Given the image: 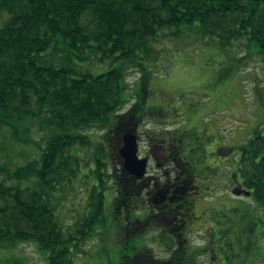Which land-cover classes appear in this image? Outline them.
Returning a JSON list of instances; mask_svg holds the SVG:
<instances>
[{
	"label": "trees",
	"instance_id": "1",
	"mask_svg": "<svg viewBox=\"0 0 264 264\" xmlns=\"http://www.w3.org/2000/svg\"><path fill=\"white\" fill-rule=\"evenodd\" d=\"M166 30H172L170 38L194 32L206 44L216 39L232 53L242 46L246 54L236 60L264 62V0H0V136L7 130L13 146L30 144L38 151L23 165L0 164L1 250L31 243L49 252L47 264H80L77 258L96 236L101 233L100 242L113 237L109 227L118 202L108 195L116 186L108 144L96 146L84 212L66 216L62 200L82 163L71 149L93 146L85 134L93 128L115 124V133H133L135 109L116 115L135 96L128 91L127 71L141 74L157 58ZM58 40L80 59L119 67L94 75L64 55L63 64H53L62 53ZM143 94L149 95L147 88ZM263 130L264 125L238 146L234 172L236 183L264 209ZM33 131L37 139L30 137ZM254 227L249 236L260 240L259 253L264 226L256 234ZM119 264L195 263L139 256Z\"/></svg>",
	"mask_w": 264,
	"mask_h": 264
},
{
	"label": "rangeland",
	"instance_id": "2",
	"mask_svg": "<svg viewBox=\"0 0 264 264\" xmlns=\"http://www.w3.org/2000/svg\"><path fill=\"white\" fill-rule=\"evenodd\" d=\"M171 31L166 30L160 36L156 47L157 58L153 62H146L141 74L135 68L127 71L126 84L128 91L133 95L136 93L135 95L140 98L136 104L140 114H143L153 104H166L167 111L170 105H178L182 107L181 111L178 110V119L183 115L187 120L186 122L182 120L179 124L169 123L161 127L154 122L163 117L153 116L152 119L146 118L145 130L149 132L152 129H173L183 125L185 129L195 128L191 136V144L198 142L202 147L196 154L206 152L216 161L220 160L216 148L222 143L218 132H216L219 131L222 138L231 139V144L234 145L231 146L234 147L232 156L235 161L240 153L237 146L249 139L257 128L264 125V62L259 57H254L253 59L247 58L244 64V61L236 60V57L246 54V49L242 46H240V50L237 48L236 52L232 53L230 47L221 49L216 39L206 44L194 32L188 35L181 33L170 38ZM58 43L63 54H57L52 58L53 64H63L60 60L64 55L65 61L67 60L73 67L88 69L94 75L119 67L118 62L103 61L99 64L92 57V59H80L77 50L66 48L59 40ZM86 54L88 55V51ZM97 57L99 56L97 55ZM248 60L250 61L248 62ZM144 88H147L149 93L146 98H142ZM133 97L122 105L120 113L131 108ZM170 115L169 112L168 116ZM174 118H176V114H174ZM104 133L105 131L100 128L87 130L85 134L91 136L94 142L93 146L88 149L81 146L71 149L73 154L81 157L80 162L82 161V163L79 165L78 180L69 186L62 200L64 205L62 212L66 216L73 215L74 212L76 214L84 212L85 198L91 185L94 184L91 171L95 170L93 161L96 146L100 144L107 146L106 139H110L104 136ZM125 133V130L119 129L114 134L113 140L117 145L116 148L121 144ZM38 136L37 131H33L30 135L32 139H37ZM143 138L146 139L147 136ZM210 143L212 146H209ZM37 153L35 147L30 144L13 146V140L7 130H4L3 135L0 136V164L10 167L23 165L37 156ZM108 195L112 197L111 193ZM245 201L251 203L250 206L242 201L234 203L235 215L241 218L236 216L227 239L233 247L231 252L244 261H236V263L264 264V247L259 254L257 250L260 248L261 242L259 239L249 236L250 225L245 224L242 219L249 218L256 223L254 227L256 234L260 231L261 226H264V218L262 217V222L258 223L255 214L257 203L251 198ZM106 205L107 203L105 207ZM101 236L100 233L85 246L82 257L77 258L81 260L80 264H119V262L126 263L132 259L131 245L126 247L123 243H119L114 235L113 237L106 236L105 241L100 242ZM263 237L262 233L261 238ZM148 246L156 251L154 242L148 240ZM48 253V251L37 249L31 243H22L14 248L0 249V264H45V257ZM154 255L158 258L164 256L160 253ZM179 260L186 261V259ZM47 261L46 259V264ZM197 261L201 264L207 259L203 258Z\"/></svg>",
	"mask_w": 264,
	"mask_h": 264
},
{
	"label": "flooded vegetation",
	"instance_id": "3",
	"mask_svg": "<svg viewBox=\"0 0 264 264\" xmlns=\"http://www.w3.org/2000/svg\"><path fill=\"white\" fill-rule=\"evenodd\" d=\"M137 102L134 100L130 106L136 113L133 132L137 136L138 158L146 162V173L141 178L128 173L119 153L123 140L116 148L114 138L106 139L116 184L109 192L118 202L110 233L119 243L131 245L133 258H158L154 254L160 253L164 254L160 259H188L195 264L203 258L207 261L201 264L241 261L231 252L233 247L227 238L238 216L234 203L242 201L250 206L245 200L251 195L235 181L231 140H224L218 133L222 142L215 147L219 161L206 152L197 155L202 147L198 142L191 144L195 128L145 130L146 118L153 116L163 117L154 122L161 127L179 124L184 119L177 118L182 107L170 105L167 111L166 104H153L140 116ZM255 214L261 223L264 209L257 205ZM242 219L256 226L253 220ZM148 240L155 243L156 251L148 246Z\"/></svg>",
	"mask_w": 264,
	"mask_h": 264
},
{
	"label": "water",
	"instance_id": "4",
	"mask_svg": "<svg viewBox=\"0 0 264 264\" xmlns=\"http://www.w3.org/2000/svg\"><path fill=\"white\" fill-rule=\"evenodd\" d=\"M124 145L120 154L124 160L125 169L137 177H141L145 171V159L137 158V140L132 133H127L124 137Z\"/></svg>",
	"mask_w": 264,
	"mask_h": 264
}]
</instances>
